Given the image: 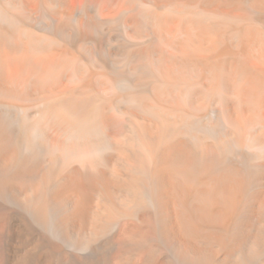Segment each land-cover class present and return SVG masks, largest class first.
I'll use <instances>...</instances> for the list:
<instances>
[{
  "label": "bare ground",
  "instance_id": "bare-ground-1",
  "mask_svg": "<svg viewBox=\"0 0 264 264\" xmlns=\"http://www.w3.org/2000/svg\"><path fill=\"white\" fill-rule=\"evenodd\" d=\"M0 264H264V0H0Z\"/></svg>",
  "mask_w": 264,
  "mask_h": 264
}]
</instances>
